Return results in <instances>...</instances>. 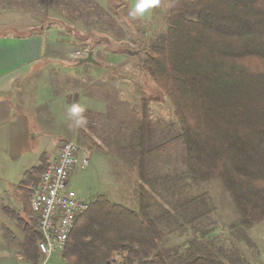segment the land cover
I'll use <instances>...</instances> for the list:
<instances>
[{
  "label": "trees",
  "instance_id": "16d2710c",
  "mask_svg": "<svg viewBox=\"0 0 264 264\" xmlns=\"http://www.w3.org/2000/svg\"><path fill=\"white\" fill-rule=\"evenodd\" d=\"M2 2L0 11L16 14L0 26V37H47L49 33L55 37L60 31L56 24H62L66 8L75 18L84 14L98 21H116L111 9L97 0ZM166 2L165 29L147 45L139 44L143 50L141 69L172 105L178 129L170 140L179 138L185 147L184 177L191 182L220 181L233 201L239 224L252 227L264 221V0ZM142 101L132 143L140 178L139 209L104 194L96 196L69 235L62 250L64 264H242L235 259L227 262L197 240L185 246L163 244L162 226H174L176 222L168 219L178 213L172 211L168 190L176 188L177 184H170L182 177L172 171L174 176L167 178L170 183L161 187L166 174H155L154 168L168 154L162 153L169 142L163 137L171 136V131L159 129L149 114V98ZM45 166H33L22 178L18 200L27 218L5 208L17 217L16 224L24 233L22 251L36 264L42 234L30 194ZM153 183L160 186L157 192H163L160 197L168 206L158 213L150 201ZM181 206L184 209L185 205Z\"/></svg>",
  "mask_w": 264,
  "mask_h": 264
},
{
  "label": "rangeland",
  "instance_id": "374dc122",
  "mask_svg": "<svg viewBox=\"0 0 264 264\" xmlns=\"http://www.w3.org/2000/svg\"><path fill=\"white\" fill-rule=\"evenodd\" d=\"M97 1L111 9L116 21H98V18L84 14L79 19L69 8L64 9L62 24H56L60 31L57 36L53 34L64 44L60 56L37 60L34 71L30 69V75L24 77L20 85L12 87L81 88V93L84 92L87 97L84 105L87 107L85 116L88 122L85 126L71 127L68 136L65 134L66 128L48 129L49 137L53 136L52 139L58 141L56 148H52L53 152L48 151V156L55 153L56 157L64 141L74 140L79 146L77 155L80 159L71 169L69 184L77 195L91 201L104 194L112 201L138 210L140 178L132 143L134 130L142 115V100L148 97L150 101L147 107L152 120L161 131H171V136L163 137L169 142L162 153L168 154L157 162L155 174H166V182L161 179L163 188L170 183L167 178L174 176L172 171L182 177L170 184H177L176 188L173 186L171 192L168 190L174 206L172 211L178 213L173 220L168 219L176 222L174 226H162L165 230L163 244L185 246L189 241L197 240L217 251L229 263L235 259L242 264H264V221L249 228L240 225L233 201L220 181L191 182L184 177L182 156L185 147L179 138L170 140L178 129L172 105L153 79L141 69L143 50L139 44L147 45L165 29L166 0H160L159 5L136 20L128 18L133 0ZM0 3L3 4L2 0ZM12 14L16 13L0 11V26L11 22L14 18ZM49 36L50 33L48 39ZM89 52L93 53L97 62L79 63V59ZM19 67L13 71H20ZM13 71L5 70L3 77L13 82L18 77ZM90 122L94 123V127L90 126ZM163 138L160 137V140ZM82 156L88 159L86 165H82ZM14 179L15 176L1 175V188H6L10 195L5 197V191H0V207L7 205L18 211L19 215L26 216L16 197ZM152 185L154 196L150 201L152 210L158 213L165 206L160 197L163 192H157L158 184ZM163 191L168 195L165 189ZM189 198L192 200L186 202ZM181 205H185L184 209ZM179 206L182 208L177 210ZM200 212H203L202 215L192 221L193 215ZM16 218L0 208V264H36L22 251L24 233L17 226ZM37 264H64L62 250L48 258L39 253Z\"/></svg>",
  "mask_w": 264,
  "mask_h": 264
},
{
  "label": "crops",
  "instance_id": "0c3cea01",
  "mask_svg": "<svg viewBox=\"0 0 264 264\" xmlns=\"http://www.w3.org/2000/svg\"><path fill=\"white\" fill-rule=\"evenodd\" d=\"M62 45L53 36L49 39L45 35L0 37V160L4 161H0V177L15 176L13 183L17 186V200L25 172L38 164L46 165L55 157V153L48 156V151L53 152L52 148H56L58 141L52 139L53 136L49 137L48 129L66 128V133L62 130L68 136L71 121L67 118V106L73 100L86 103L87 97L81 93V88H12L30 75V69L34 71L37 60L58 58ZM18 66L20 71H13ZM24 69L28 70L23 73ZM5 70L13 71L18 77L13 82L7 80L3 77ZM1 190L6 188H1L0 180ZM7 195L10 194L5 191V197ZM7 207L1 206V211Z\"/></svg>",
  "mask_w": 264,
  "mask_h": 264
},
{
  "label": "built area",
  "instance_id": "2783aa9c",
  "mask_svg": "<svg viewBox=\"0 0 264 264\" xmlns=\"http://www.w3.org/2000/svg\"><path fill=\"white\" fill-rule=\"evenodd\" d=\"M79 152L74 140L64 141L56 157L45 166L39 183L31 188V207L42 234L38 248L46 258L64 249L77 219L90 206V201L80 198L69 184ZM87 163L88 159L82 156V165Z\"/></svg>",
  "mask_w": 264,
  "mask_h": 264
},
{
  "label": "clouds",
  "instance_id": "9594fccd",
  "mask_svg": "<svg viewBox=\"0 0 264 264\" xmlns=\"http://www.w3.org/2000/svg\"><path fill=\"white\" fill-rule=\"evenodd\" d=\"M160 0H133L131 10L128 13L130 20H136L145 16L152 8L159 5ZM86 106L80 102H72L66 108L68 120L71 121L69 127L80 128L87 124L85 116Z\"/></svg>",
  "mask_w": 264,
  "mask_h": 264
},
{
  "label": "water",
  "instance_id": "95a60500",
  "mask_svg": "<svg viewBox=\"0 0 264 264\" xmlns=\"http://www.w3.org/2000/svg\"><path fill=\"white\" fill-rule=\"evenodd\" d=\"M84 61H91V62H97V60L94 58L93 53L89 52L87 56L79 59V63H82Z\"/></svg>",
  "mask_w": 264,
  "mask_h": 264
}]
</instances>
